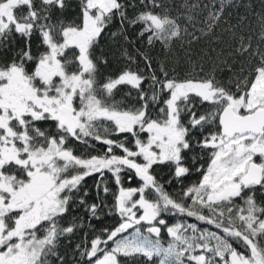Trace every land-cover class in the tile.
Wrapping results in <instances>:
<instances>
[{
  "label": "snow or ice",
  "instance_id": "snow-or-ice-1",
  "mask_svg": "<svg viewBox=\"0 0 264 264\" xmlns=\"http://www.w3.org/2000/svg\"><path fill=\"white\" fill-rule=\"evenodd\" d=\"M52 5L63 8L64 3L40 0L37 7L35 0H0V40L12 32L25 38L19 60L0 64V264H49L50 257L63 264L57 241L74 227H61L58 221L84 179L93 174L103 178L105 171L117 185L110 212L114 209L120 221L80 251L87 264H122L120 257L129 256H142L143 264H155L154 258L159 264H264V206L257 205L253 193L238 209L228 207L246 189L264 188V54L254 78L245 77L235 91L214 75L179 80L163 65L158 74L148 56L142 58L149 76L129 67L98 85L92 48L114 14L124 19V6L119 0H85L82 26H57L51 22ZM21 8L26 12L18 13ZM218 19L219 13L209 14L207 31ZM131 23H143L140 35L150 33L149 45L160 41L167 47L183 38L175 20L151 11L141 12ZM33 33L45 47L36 56L31 51ZM70 49L78 54L69 58ZM249 50L250 44L241 39L240 51ZM28 63L35 64L31 71ZM146 80L147 90L142 87ZM120 85L137 90L142 104L124 108L109 103ZM194 99L212 110L198 113ZM150 101L156 102L155 116L149 111ZM216 120V130L211 131ZM42 121H52L57 131L42 130ZM196 131L202 137L197 145L210 152L209 162L206 169L196 168L201 173L198 182L181 185L177 200L153 168L170 164L174 171L169 182L183 181L192 171L185 153ZM70 139L90 148V141L99 142L105 148L102 154L76 155L68 146ZM125 169L134 171L142 182L139 187L123 186ZM103 191L108 194L110 189L105 185ZM99 207H88L93 218L99 219ZM168 213L195 217L222 234L196 224L168 226L162 218ZM161 226L171 237L166 247ZM233 240L241 242L244 251L234 247Z\"/></svg>",
  "mask_w": 264,
  "mask_h": 264
},
{
  "label": "trees",
  "instance_id": "trees-1",
  "mask_svg": "<svg viewBox=\"0 0 264 264\" xmlns=\"http://www.w3.org/2000/svg\"><path fill=\"white\" fill-rule=\"evenodd\" d=\"M84 2L85 0H63V8L52 5L51 22L57 26L61 24L67 26L69 23L82 26ZM119 2L124 6V19L122 20L118 13L114 14L92 48V59L97 67L98 85H102L109 79L118 78L129 67L139 68L143 70L145 76H149L150 70L142 56L151 58V66L158 74L163 65L170 77L179 80L207 78L214 75L217 81L233 91H235L236 84L242 83L245 77L254 78V70L260 64L261 54H264V19H262L264 18V0H154L155 6H153V0H144V3H141V0H119ZM35 5L40 7V0H35ZM145 11L175 20L180 26L183 38L173 39L167 47L160 41H154L149 45L148 35L150 33L140 35L144 28L143 23L135 25L131 23L141 12ZM17 12H26V9L21 8ZM210 13H219V19L215 22L213 30L209 32L207 21ZM184 29H187V33ZM193 36L198 39H192ZM241 39L245 45L250 44L249 51H240ZM24 49L25 38L12 32L6 40H0V64L11 63L14 59L18 61ZM44 50L45 47L41 43L39 34L33 33L31 37L32 54L36 56ZM74 52L78 54L76 49L68 51L69 58ZM130 57L134 58L135 62L130 60ZM26 67L28 71H31L35 64L28 63ZM142 87L147 90L149 81H144ZM77 102L79 104L78 98ZM112 102L124 108H137L142 104L137 90L129 85L118 86L109 101V103ZM149 103V111L155 116L158 112L156 102L150 101ZM193 103L196 104V111L200 114L212 110L210 105L201 104L199 100L194 99ZM216 125H218V120L210 125L209 129L215 131ZM38 126L42 130L49 131L50 134L57 131L55 125L49 121L40 123ZM201 138L199 131L193 133L192 148L185 153L186 164L192 171L183 181L171 180V183L169 182L174 171L170 164L154 165L153 174L165 186L166 191L174 195L177 200L180 199L177 194L182 191L181 185L187 188L200 179L201 173H197L196 168L201 165L207 168L210 152L197 145V140ZM129 142L131 143V137H129ZM89 143L93 147L90 148L70 139L68 146L74 148L76 155L90 156L103 153L105 148L103 144L95 141ZM121 181L124 187H139L142 183L134 171L127 169L121 173ZM105 185L110 189L108 194L103 191ZM116 191L117 185L114 178L107 171L103 178L98 174H93L84 179L74 194L67 213L58 221L61 227H74L72 233L63 235L57 241L56 251L59 257L63 258V264H87V257H81L80 251L86 246L90 247L91 239L99 235L103 229H112L119 223L118 213L114 209L110 212L114 202L113 193ZM253 193L257 205L264 206V188L258 186L254 189H246L243 195L235 198L233 204L228 207L235 206L238 209ZM149 195L151 198V194ZM135 198L138 199L139 196ZM81 199L84 200L83 204L80 203ZM93 203L100 206L96 213L99 219L93 218L88 210ZM188 203L191 201L189 200ZM205 214H207L206 211ZM162 217L170 226L178 222L196 224L198 229H208L222 234L214 225L198 221L195 217H189L186 214L168 213L162 214ZM161 231L160 239L166 247L171 237L166 236L165 227H162ZM147 235H150L153 240L156 239L154 234ZM232 242L234 247L244 251L241 242L235 240ZM77 245H80L79 250ZM120 259L122 264H143L144 261L142 256L120 257ZM154 261L155 264H159V258H154ZM49 264H60V260L57 257H50Z\"/></svg>",
  "mask_w": 264,
  "mask_h": 264
},
{
  "label": "rangeland",
  "instance_id": "rangeland-1",
  "mask_svg": "<svg viewBox=\"0 0 264 264\" xmlns=\"http://www.w3.org/2000/svg\"><path fill=\"white\" fill-rule=\"evenodd\" d=\"M79 100V99H78ZM76 102H77V100H76ZM76 105H78V102H77V104ZM142 138L143 139H147V134L146 133H142ZM163 218V217H162ZM185 224V223H184ZM168 226H170V225H168ZM161 227H163V226H161ZM165 230H166V228H165ZM166 233V232H165ZM146 234V233H145ZM147 235V234H146ZM161 235H162V231H161ZM161 235H160V238H161ZM166 236L167 237H169L170 238V236H168V234H166Z\"/></svg>",
  "mask_w": 264,
  "mask_h": 264
},
{
  "label": "flooded vegetation",
  "instance_id": "flooded-vegetation-1",
  "mask_svg": "<svg viewBox=\"0 0 264 264\" xmlns=\"http://www.w3.org/2000/svg\"><path fill=\"white\" fill-rule=\"evenodd\" d=\"M45 121H42V122H38V124H40V123H44ZM49 123H52V124H54L52 121H49ZM206 158H207V156H206ZM258 158L259 157H257L256 159H257V162H258ZM258 187V186H257Z\"/></svg>",
  "mask_w": 264,
  "mask_h": 264
}]
</instances>
